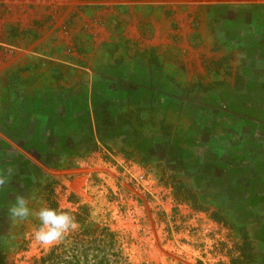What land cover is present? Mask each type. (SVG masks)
Returning a JSON list of instances; mask_svg holds the SVG:
<instances>
[{"label": "rangeland", "instance_id": "obj_1", "mask_svg": "<svg viewBox=\"0 0 264 264\" xmlns=\"http://www.w3.org/2000/svg\"><path fill=\"white\" fill-rule=\"evenodd\" d=\"M226 6L190 0H0V24L19 23L0 26V59L11 57L12 47L41 48L34 44L48 37L47 44L61 41L60 35L52 37L54 32L69 40L68 50L76 57L94 43L93 38L112 41V50L129 52L145 49L150 42V54L162 47L167 52L192 47L197 38L207 78L214 73L215 80L195 83V67H187L180 58L178 81H172L166 94H152L150 99L148 94L105 95L112 106L90 133L78 124L83 118L70 115L81 113L76 107L83 94H69L68 103L61 100L63 109H53L46 101L23 108L19 94L12 101L2 100L0 123L16 125L9 131L0 128V235L7 234L0 237V256L4 254L6 264H30L69 234L103 226L117 236L125 264H264L261 245L251 240L264 217L248 211L264 210V183L245 175L244 185H237V179L228 182V177L245 171H226L235 160L244 165L254 158L264 161V129L239 115L220 119L228 133L202 128L211 126L210 117L227 114L229 106L240 111L225 101L238 100L248 111L249 105L261 108L252 103L251 94L233 93L240 84L243 90L246 81L253 90H261L253 79L264 75V0ZM211 8L217 10L213 18L208 17ZM240 15L251 27L222 29L229 19L240 21ZM207 33L217 44L216 61L204 55L202 37ZM237 35L242 38L233 40ZM227 37L230 49L221 51ZM153 63L151 86L157 75ZM222 75L229 82L217 81ZM222 87L230 94H221ZM68 121L76 123L70 125L73 131L61 133ZM252 130L255 137L250 138ZM235 150L237 156L227 157ZM49 181L57 182L54 192L63 212L55 221L42 214V187ZM241 191L245 195L238 196ZM189 195L195 197L196 209L182 201ZM238 228L248 235L244 253Z\"/></svg>", "mask_w": 264, "mask_h": 264}, {"label": "crops", "instance_id": "obj_2", "mask_svg": "<svg viewBox=\"0 0 264 264\" xmlns=\"http://www.w3.org/2000/svg\"><path fill=\"white\" fill-rule=\"evenodd\" d=\"M234 1L241 0H190V2L198 4L221 2L222 4H227L225 8L229 7L228 3ZM215 13H217V10L211 8L208 17L213 18ZM242 17L244 18V16L240 15V21L237 22H235L234 20L231 21V19H229L228 23H225V26H223L222 29H224L225 27L231 28V26L238 27L245 25L251 27L250 22L247 23L241 21ZM3 24L6 28H9L12 24L17 25L19 23L12 21L6 23L3 22ZM3 24H0V26ZM58 35L62 37V40L59 42H51L47 44V42L50 40V37H48L47 39H45V41L37 42L34 44H41L43 47H41L42 49L40 47H38L37 49H33L32 47L28 49L12 47L11 49L15 50L11 53V57L0 59V102L4 99L12 101L13 98L16 97L14 94H19L18 100L22 103L21 106H23V103L25 104L23 108H27V106L31 107V103L34 101H37V103L41 102L42 105L46 101V105H49L53 109H56L58 107L60 109H63L65 106L62 105L63 102H61V100H64L68 103L71 99L69 94H83L81 97L82 99H77V102H79L80 105H77L76 107L77 110H81V113H73L70 115H75L79 119L83 118V121L78 122V124L88 127L86 129L87 132L90 133L92 131L94 132L96 130L95 127L97 126V124L102 120L103 117L107 116V112L105 110L110 109V107L112 106L111 102H109L112 100L105 95L112 94V98H115L116 96L114 94H148V97L150 99L152 97V94H166L167 90L170 91L171 89L170 87L172 85V81H178L177 60H179L180 58L186 60V62L189 64V66L187 64V67H190L191 65L195 67V83L199 82V80H201V82L205 80V83H207L208 81H215L212 77L214 76V73H211V78H207V65L206 67H203V64L200 61L203 51L200 49V52L202 51V53L200 54L198 46L199 40L197 38H194L193 41L195 45L192 47L181 50L171 48L169 52H167V50L162 47V49L156 50L154 54H150V42H147V46H145V49H135L129 52L122 49L112 50L111 46L115 45L114 43H112V41L108 42L103 38H93L91 42L94 43L88 44L87 50L83 51L81 54L78 53L76 57L69 52V40L65 38L63 34L54 32L52 37L55 38ZM239 37L242 38V35H237L233 40H237L236 38ZM12 38L16 37L12 36ZM202 40H204V47H206L204 55L209 59V61H216L219 56L213 53L217 52L215 51L217 44L216 42H213V37L208 36L207 33L206 37H202ZM229 41L230 39L227 37L226 43L223 45L220 44L221 51H229ZM2 44L3 43L0 42V46H2ZM159 45L160 42H158L157 46ZM108 47L110 49L107 50ZM152 47H154V44H152ZM261 49L264 50V47H261ZM151 59L152 62L150 63ZM153 60L156 61L157 75H155V73L153 74L155 76H153L152 80L153 83L155 82V84L152 83L151 86L152 81L150 78V67H155ZM138 61L139 64L135 63ZM116 63H119V66L116 65ZM115 66H118V69H116ZM208 68H210L209 64ZM191 73V70H189L187 73L188 82L191 81ZM261 75V79H259L258 77H254L253 79L255 80L254 82L260 83L261 90H253L249 86V81H246L244 83L245 86L243 90L240 84L237 89L238 91L233 93L238 95L251 94L252 103H260L259 105H257L261 107L260 109H254L255 107L253 105H249V107L251 108L249 109L250 111H248L244 108L243 105L239 104L240 101L238 102V100L236 102L235 99L231 102L225 101L229 105L231 103L232 106L239 107L240 111L236 112L230 110L229 106L227 114H219L216 117H210L209 115H207V118H211V126L203 125L202 128H207L209 130L218 129L219 131L224 130L226 133H228L229 130L227 126L223 127L219 125L220 119H229L232 116L239 115L259 122V129H264V105L262 104V102L264 103V75ZM155 77H157V79ZM244 77H246V75H244ZM229 80V78H225V76L222 75V77L217 81L229 82ZM250 90L252 91V93H250ZM23 94L32 95L23 98ZM221 94H230V92H226L224 87H222ZM98 97H101L102 99H99ZM103 100L105 102H103ZM242 103L246 104V101H243ZM211 105L215 104L211 103ZM16 111H19V114L21 113V115H24V113H22V109ZM16 114L17 113H15L14 115L16 116ZM66 115L67 113H62L63 117H65ZM55 116L58 117L59 115L57 114ZM70 123L71 121H68V123H66V125L62 127L60 132H72L73 130L70 128V125L76 123ZM4 125V121H2V123H0V128L5 131H9L16 126L15 124L11 127H5ZM53 128V132H55L56 128L58 129L57 124L53 123ZM248 137H255V131L252 130L251 132H249ZM45 140L47 142L46 138ZM231 142L234 143L233 140ZM262 148L263 147H261V149ZM237 155L238 152L237 150H235L227 157L230 156L234 158L233 156ZM229 164L233 167H230L229 165V167L226 168L227 172L245 171L246 174H238L236 176L230 177L227 176L228 182H230L229 179H237V185H244V178L246 175L249 180H257L256 182L259 181L261 183H264L263 160L254 158L252 160H249L248 164L245 165L243 162L235 160L233 162H229ZM224 169L222 170L225 171ZM253 174H255V177L253 176ZM223 177V179H226V175H224ZM261 194L264 196V187L261 190ZM239 195H245V192L241 191L238 193V196ZM254 209L256 208L251 207L248 211H250L251 214H257L260 212L261 216L264 217V210H262V208H260L258 212H255ZM255 231V235H252L251 240L261 245L264 253V222H262L260 226H257V229ZM4 234L6 233L4 232ZM2 235L3 234H1L0 237L3 238L4 236ZM256 264L263 263H261V260H258Z\"/></svg>", "mask_w": 264, "mask_h": 264}, {"label": "trees", "instance_id": "obj_3", "mask_svg": "<svg viewBox=\"0 0 264 264\" xmlns=\"http://www.w3.org/2000/svg\"><path fill=\"white\" fill-rule=\"evenodd\" d=\"M264 125V124H263ZM57 182L49 181L42 187V196L46 202V207L42 214L46 220H59L63 212L58 210V202L55 197L54 186ZM181 190V187L178 189ZM180 197V196H179ZM177 200L179 199L176 196ZM186 203H190L193 208H197L193 195L181 197ZM8 199V198H7ZM9 204V200L6 202ZM85 218H87L85 216ZM213 219L220 222L219 216L213 214ZM86 221V219L84 220ZM79 223V222H75ZM83 223V222H82ZM63 238L54 245L47 254L34 259L30 264H125L126 259L121 252V248L115 233L108 227L99 229L84 228ZM241 240L243 241V253L248 247V235L244 228H238ZM7 231V230H6ZM6 233V232H5ZM2 236L7 237L6 234ZM0 256V264H6L4 257ZM248 261L244 264H251ZM231 264H242L238 260H231Z\"/></svg>", "mask_w": 264, "mask_h": 264}]
</instances>
